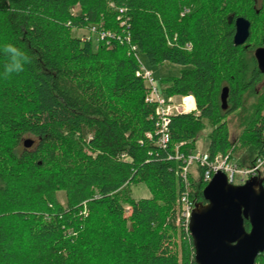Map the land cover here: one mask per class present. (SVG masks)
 <instances>
[{
	"label": "trees",
	"instance_id": "obj_1",
	"mask_svg": "<svg viewBox=\"0 0 264 264\" xmlns=\"http://www.w3.org/2000/svg\"><path fill=\"white\" fill-rule=\"evenodd\" d=\"M239 17L250 36L235 46ZM7 45L28 57L18 73L5 74ZM258 48L264 0H0V264H195L189 234L176 227L183 162L171 153L193 154L210 125V157L245 149L264 157ZM137 52L151 66L181 68L165 97L194 100V112L171 118L166 148ZM249 92L258 104L231 142L226 119ZM189 180L190 198L204 203L207 184ZM139 183L150 198H132Z\"/></svg>",
	"mask_w": 264,
	"mask_h": 264
},
{
	"label": "water",
	"instance_id": "obj_2",
	"mask_svg": "<svg viewBox=\"0 0 264 264\" xmlns=\"http://www.w3.org/2000/svg\"><path fill=\"white\" fill-rule=\"evenodd\" d=\"M229 18V23H232ZM250 36V22L234 20L233 43L241 46ZM259 72L264 77V48L254 52ZM228 88H223L220 101L226 110ZM33 145L24 142L25 148ZM204 203L197 204L190 217L188 232L195 264H255L264 252V188L252 178L243 185L228 183L217 172L202 190ZM249 224L247 231L244 222Z\"/></svg>",
	"mask_w": 264,
	"mask_h": 264
},
{
	"label": "built area",
	"instance_id": "obj_3",
	"mask_svg": "<svg viewBox=\"0 0 264 264\" xmlns=\"http://www.w3.org/2000/svg\"><path fill=\"white\" fill-rule=\"evenodd\" d=\"M121 12L122 10H120V13ZM90 33L94 35L96 34L94 29L89 31V34ZM107 36L110 35L108 34ZM97 37L98 40H103L106 37V34H99ZM125 42H129L128 37H126ZM131 50L134 52L135 47H131ZM137 75L143 78L145 87L147 89L145 103L154 106V119L156 122L155 134L158 137L157 145L162 148H166L170 142L169 124L171 118L176 115L188 114L195 111V107L188 109L187 104L185 103V99L191 96L180 98L181 102L176 103L174 101L176 99L175 97L167 98L164 96L163 92L158 90V88L155 86L151 72L144 70L140 66V70L137 72ZM192 102L194 104L193 98ZM171 154L176 161L183 162L180 176L184 184V191L178 199V205L180 207L179 219L182 221L181 225L188 234L190 217L196 207L195 200L190 198L189 193V178L195 180L191 176V172L189 170V167L192 164H196L199 168V177L197 180L200 179L206 184L217 172H222L226 176L228 183L232 185H243L247 180L252 178H256L259 181L264 179V157H258L254 159L249 165L240 166L239 160L235 159L231 153L210 157L209 153L206 151L203 154L193 153L187 157H184L183 154L178 152V147H176L173 149Z\"/></svg>",
	"mask_w": 264,
	"mask_h": 264
},
{
	"label": "rangeland",
	"instance_id": "obj_4",
	"mask_svg": "<svg viewBox=\"0 0 264 264\" xmlns=\"http://www.w3.org/2000/svg\"><path fill=\"white\" fill-rule=\"evenodd\" d=\"M258 4L261 3V0H257ZM71 35L75 37H87L89 35V31L83 30V29H73L71 31ZM92 46L96 47V42L94 40V36L92 37ZM136 57L138 62L140 63V66L149 72H151L153 80L155 82V86L158 88L159 91H163L166 87L169 86V83L167 80L170 78L176 77L179 74L180 67L172 65L171 63H164L161 65L157 66H151L149 65L146 56L141 53L137 52ZM264 90V84H260L256 87L255 92H258L261 94ZM259 96L255 95L253 92L246 93L243 97V105L240 110L236 111L235 113L231 114L226 121L228 122V130H229V137L231 142L237 141L239 134L242 130V124L246 122L247 117L251 116L253 114V109L254 107L257 106L258 101H259ZM176 103H180L181 99L176 98L174 100ZM195 107V104H194ZM262 111L264 113V106L262 108ZM211 130L210 125H206L205 129L201 131L196 139V144H195V150L194 154L200 153L203 154L208 150V145H209V138L208 134ZM177 147V146H176ZM175 147V148H176ZM251 149H245V150H240L239 152L234 154V158L237 160H241L244 162V165H248L250 161H252V156H251ZM242 162V163H243ZM251 163V162H250ZM189 170L191 172V176L197 180L199 177V168L196 164H192L189 167ZM263 182V180H262ZM131 190V196L134 200H139L143 198H150L151 194L148 188L142 184H132L130 186ZM57 198L60 203H64V195L63 193L57 194ZM195 204H201V202H197L195 200ZM128 212V208H126ZM129 215V213L126 215V217ZM182 221L178 218L176 221V227L179 230L181 226ZM186 239L187 236H184Z\"/></svg>",
	"mask_w": 264,
	"mask_h": 264
},
{
	"label": "clouds",
	"instance_id": "obj_5",
	"mask_svg": "<svg viewBox=\"0 0 264 264\" xmlns=\"http://www.w3.org/2000/svg\"><path fill=\"white\" fill-rule=\"evenodd\" d=\"M5 52L10 54V62L5 65L6 75L13 72L18 73L22 71L24 64L29 62L28 57L12 45H7L5 47Z\"/></svg>",
	"mask_w": 264,
	"mask_h": 264
},
{
	"label": "bare ground",
	"instance_id": "obj_6",
	"mask_svg": "<svg viewBox=\"0 0 264 264\" xmlns=\"http://www.w3.org/2000/svg\"><path fill=\"white\" fill-rule=\"evenodd\" d=\"M185 103L187 104V108H188V109H191V108L194 107V104H193V102H192V98H191V97H187V98L185 99Z\"/></svg>",
	"mask_w": 264,
	"mask_h": 264
}]
</instances>
